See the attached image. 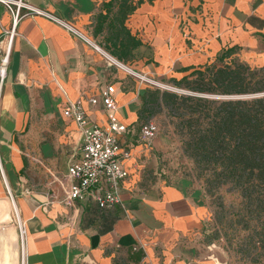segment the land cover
Instances as JSON below:
<instances>
[{
    "label": "crops",
    "instance_id": "1",
    "mask_svg": "<svg viewBox=\"0 0 264 264\" xmlns=\"http://www.w3.org/2000/svg\"><path fill=\"white\" fill-rule=\"evenodd\" d=\"M27 1L78 33L29 15L11 40L12 17L0 3V50L11 43L0 78V195L16 207L22 264H234L207 243L206 207L187 181L167 173L168 143L158 135L147 142L141 129L152 109L166 108L152 81L180 80L223 48L264 39V0ZM104 89L114 111L91 103ZM78 102L92 123L115 113L127 125L119 143L129 174L109 209L61 202L83 143L65 115ZM10 213L0 199V221ZM19 250L15 228L4 226L0 264H21Z\"/></svg>",
    "mask_w": 264,
    "mask_h": 264
},
{
    "label": "trees",
    "instance_id": "2",
    "mask_svg": "<svg viewBox=\"0 0 264 264\" xmlns=\"http://www.w3.org/2000/svg\"><path fill=\"white\" fill-rule=\"evenodd\" d=\"M238 47L223 48L215 61L173 79L194 94L157 93L176 120L184 152L212 177H232L248 190L253 182L264 183V65L239 61L233 56ZM210 94L238 97L206 96Z\"/></svg>",
    "mask_w": 264,
    "mask_h": 264
},
{
    "label": "rangeland",
    "instance_id": "3",
    "mask_svg": "<svg viewBox=\"0 0 264 264\" xmlns=\"http://www.w3.org/2000/svg\"><path fill=\"white\" fill-rule=\"evenodd\" d=\"M254 46H241L233 54L239 61L252 67L264 65V39ZM216 59V58H215ZM214 59V61H215ZM213 62V61H212ZM153 87L161 91L180 95L194 94L187 88L178 87L171 79ZM211 98H235L238 95H206ZM252 96V95H241ZM151 117L145 122H155L160 136L168 143L165 158L170 163L166 170L170 175H181L188 183V189L200 204L206 207L205 233L207 243L222 258L234 264H264V183H251L246 190L240 188L232 177H212L208 169L184 152L182 134L176 120L162 108L152 109ZM18 140V135H16ZM10 203V219L0 221L4 226H13L20 242L18 263L22 264L23 242L18 214L6 194L0 199Z\"/></svg>",
    "mask_w": 264,
    "mask_h": 264
},
{
    "label": "built area",
    "instance_id": "4",
    "mask_svg": "<svg viewBox=\"0 0 264 264\" xmlns=\"http://www.w3.org/2000/svg\"><path fill=\"white\" fill-rule=\"evenodd\" d=\"M12 17L11 40L16 26L26 16L42 15L63 27L78 33L69 23L53 13L40 9L27 0H0ZM11 43L5 51L0 50V78L4 79L9 62ZM117 64L121 65L118 61ZM156 82V81H152ZM93 105L102 102L106 109L114 111L116 103L108 89L101 97L90 99ZM65 115L74 118L82 131V146L79 157L73 159L68 168L71 184L64 190L61 202L74 207L77 201L94 200L102 209H109L121 201L120 191L128 170L123 160L129 157V151L121 148L119 135L127 131V125L117 115L111 114L106 125L92 123L81 103H73L65 110ZM142 137L151 142L159 132L157 123L149 121L143 124ZM16 210V207L14 206ZM20 224V223H19ZM21 228V224H20ZM23 242V231H22Z\"/></svg>",
    "mask_w": 264,
    "mask_h": 264
},
{
    "label": "bare ground",
    "instance_id": "5",
    "mask_svg": "<svg viewBox=\"0 0 264 264\" xmlns=\"http://www.w3.org/2000/svg\"><path fill=\"white\" fill-rule=\"evenodd\" d=\"M16 211V210H15ZM17 212V211H16Z\"/></svg>",
    "mask_w": 264,
    "mask_h": 264
}]
</instances>
